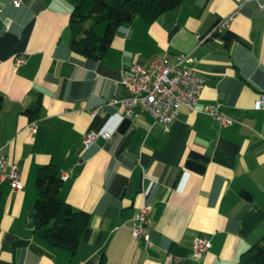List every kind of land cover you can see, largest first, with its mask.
<instances>
[{
  "label": "crops",
  "instance_id": "1",
  "mask_svg": "<svg viewBox=\"0 0 264 264\" xmlns=\"http://www.w3.org/2000/svg\"><path fill=\"white\" fill-rule=\"evenodd\" d=\"M71 8L0 0V148L23 182L20 190L0 182V264L238 261L264 235V110L253 107L264 91V10L253 0H183L152 22L134 16L93 60L72 48ZM178 53L196 58L204 80L195 110L181 107L166 128L139 106L129 116L119 105L89 115L115 94L129 96L118 82L129 65ZM16 55L25 62L16 65ZM36 100L37 113L26 112ZM215 103L236 123L219 125L205 110ZM88 131L111 136L85 148ZM49 163L67 174L59 196L89 214L74 253L34 232L36 173ZM145 203L150 244L131 233ZM198 237L209 246L196 259Z\"/></svg>",
  "mask_w": 264,
  "mask_h": 264
},
{
  "label": "built area",
  "instance_id": "2",
  "mask_svg": "<svg viewBox=\"0 0 264 264\" xmlns=\"http://www.w3.org/2000/svg\"><path fill=\"white\" fill-rule=\"evenodd\" d=\"M237 4H243L249 0H235ZM260 10H264V0H253ZM14 6H19L22 0H9ZM234 13L228 14L218 24L217 29L222 30L229 26L234 17ZM198 37V36H197ZM16 65L23 64V55L14 56ZM196 58L190 53H178L173 61L167 56L155 58L148 66L132 63L121 75L119 84L129 93V96L119 98L116 94L105 102L92 107L89 115L94 118L99 113L104 112L108 107L119 105L125 115H131L137 106L148 112L156 122L161 123L166 128L173 123L181 107L188 110H195L197 100L204 87L203 78L195 69ZM253 107L264 110V91L260 92L253 102ZM206 112L221 126H230L236 120L221 113L220 103H215L206 107ZM27 129H35L34 122H31ZM110 138L109 132L97 133L88 131L83 138V145L88 148L98 138ZM67 174L62 175L65 179ZM7 180L15 190L23 188L20 169L17 162L11 161L0 148V182ZM151 205L142 204L133 216L131 233L135 238H141L145 243L150 244V234L147 230L148 214ZM209 241L205 237L195 238L192 244V257L200 256L208 249ZM172 258H168L169 263Z\"/></svg>",
  "mask_w": 264,
  "mask_h": 264
},
{
  "label": "trees",
  "instance_id": "3",
  "mask_svg": "<svg viewBox=\"0 0 264 264\" xmlns=\"http://www.w3.org/2000/svg\"><path fill=\"white\" fill-rule=\"evenodd\" d=\"M71 5L69 26L73 50L97 60L105 53L113 36L125 23L138 15L146 22L178 6L183 0H68ZM105 23L102 35L97 33ZM3 95L0 93V104ZM39 101L29 105L26 112L37 113ZM35 234L47 244L74 253L85 230L89 214L66 203L59 196L62 178L59 167L45 164L36 173ZM226 264H264V235L250 245L238 261Z\"/></svg>",
  "mask_w": 264,
  "mask_h": 264
},
{
  "label": "rangeland",
  "instance_id": "4",
  "mask_svg": "<svg viewBox=\"0 0 264 264\" xmlns=\"http://www.w3.org/2000/svg\"><path fill=\"white\" fill-rule=\"evenodd\" d=\"M104 28H105V23H102L98 28H97V32L99 35H102L104 32Z\"/></svg>",
  "mask_w": 264,
  "mask_h": 264
}]
</instances>
